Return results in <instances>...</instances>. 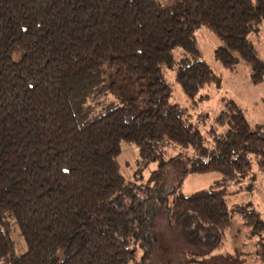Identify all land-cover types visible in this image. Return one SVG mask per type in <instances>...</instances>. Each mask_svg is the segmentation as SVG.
<instances>
[{"label": "trees", "instance_id": "trees-1", "mask_svg": "<svg viewBox=\"0 0 264 264\" xmlns=\"http://www.w3.org/2000/svg\"><path fill=\"white\" fill-rule=\"evenodd\" d=\"M262 24L264 0H0V264H150L159 218L201 248L189 258L221 248L227 187L250 176V154L264 174V137L231 100L199 130L169 102L166 72L189 99L218 83L194 36L205 27L220 42L214 60L242 63L260 83L264 61L247 36ZM120 142L158 161L151 185L123 178ZM175 147L183 155L164 159ZM209 172L220 175L209 187L179 192L187 174ZM239 214L264 264V219Z\"/></svg>", "mask_w": 264, "mask_h": 264}, {"label": "rangeland", "instance_id": "rangeland-1", "mask_svg": "<svg viewBox=\"0 0 264 264\" xmlns=\"http://www.w3.org/2000/svg\"><path fill=\"white\" fill-rule=\"evenodd\" d=\"M173 0H159L166 6ZM194 36L200 51V58L218 78V83L204 86L198 94L189 99L183 95L174 82L172 72L167 69L168 82L172 86V97L169 102L186 108L191 116L192 124L199 130H207L214 125L215 117L222 100L233 101L242 111L251 128L258 127V134L264 137V76L260 83L253 84L248 78L247 67L239 63L232 71L223 68L214 60L213 51L220 45L205 27L195 30ZM257 56L264 61V24L259 26L257 33L247 36ZM120 153L116 160L120 173L126 181L137 185H151L149 176L158 166V161L141 160L137 148L125 142L119 144ZM183 155V150L175 147L167 149L164 159ZM252 160L251 174L238 184L227 187V206L230 211V225L226 231L223 246L204 257L189 258V254H198L201 248L193 247L184 242L178 227L168 229L162 218L154 225V243L148 259L150 264H261L254 257L255 239L248 238L242 225L239 211L252 209L264 219V174L259 170L260 156L250 154ZM183 160V159H180ZM186 165L188 162L185 160ZM260 166V167H259ZM179 165L166 168V187L175 183ZM220 175L216 172L204 174H187L181 181L179 192L183 195L209 187ZM10 234L17 255L25 252L26 246L14 220L10 221Z\"/></svg>", "mask_w": 264, "mask_h": 264}]
</instances>
